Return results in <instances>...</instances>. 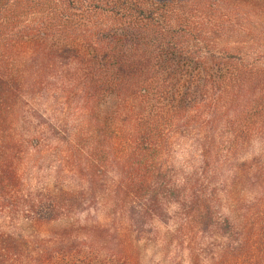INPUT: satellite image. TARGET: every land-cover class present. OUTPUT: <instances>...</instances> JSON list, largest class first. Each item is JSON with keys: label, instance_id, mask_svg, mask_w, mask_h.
Masks as SVG:
<instances>
[{"label": "trees", "instance_id": "1", "mask_svg": "<svg viewBox=\"0 0 264 264\" xmlns=\"http://www.w3.org/2000/svg\"><path fill=\"white\" fill-rule=\"evenodd\" d=\"M255 55L262 61L252 63ZM52 83L90 117H135L132 131L115 138L104 129L71 137L77 143L71 154L87 143L104 155L124 151L132 173L120 190L123 200L130 197L127 216L137 232L153 216L141 202L152 198L150 185L177 138L191 145L200 167L180 187L183 213L190 205L199 210L181 221L182 231H199L197 237L221 227L238 238L224 260L231 253L245 264H264V195L238 234L218 210L219 194L228 195L226 171L264 193V179L254 172L264 158L242 161L255 130L264 145V0H0V130L13 125L17 117L8 116L20 114L30 90ZM14 176L12 163L0 158L1 205ZM53 212L37 218L52 220Z\"/></svg>", "mask_w": 264, "mask_h": 264}, {"label": "rangeland", "instance_id": "2", "mask_svg": "<svg viewBox=\"0 0 264 264\" xmlns=\"http://www.w3.org/2000/svg\"><path fill=\"white\" fill-rule=\"evenodd\" d=\"M260 61L262 57L253 56L252 63ZM48 85L30 90L19 107L20 114L8 116L17 117L13 125L0 130V158L12 163L15 173V187L0 204V264L247 262L230 258L231 253L227 254L228 260L222 258L225 250L229 253L232 239L236 242L238 238L223 233L221 227L197 237L195 234L199 231H182L181 221L199 210L189 204L183 213L177 202L180 187L183 177L200 171V167L191 145L177 138L173 141L175 146L169 162L158 170L150 185L148 193L151 192L152 198L141 202L144 211L153 216H146L142 233L137 232L127 216L130 197L123 200V190H120L124 178L129 179L132 173L129 164L124 162V151L105 150L110 154L104 155L102 150L99 153L96 148L90 150L85 141V147L78 146L75 154H71L77 144L71 137L88 139L104 129L108 137L115 138L118 132L132 131L135 117H90L85 106L67 102L65 88L54 83ZM101 110H105V105ZM104 119L109 120L108 126ZM98 123L101 127H96ZM257 132L253 133L242 161L264 158L262 136ZM67 139L72 141L71 151ZM100 155L105 157L103 164L98 160ZM193 156V163H188ZM94 165L99 166L95 169ZM92 167L96 171H92ZM254 172L263 181L264 167H255ZM92 175H95L96 187L92 186ZM232 175L231 171H226L228 195L219 194L218 210L220 218L228 217L237 227L233 232L238 234L243 231V216L253 206L258 208L257 201L264 193L258 183L245 187L234 182ZM152 191H156L157 196ZM53 210L56 218L38 220L37 217ZM166 218L168 222H164ZM254 237L250 240L260 250L259 239L254 241Z\"/></svg>", "mask_w": 264, "mask_h": 264}]
</instances>
